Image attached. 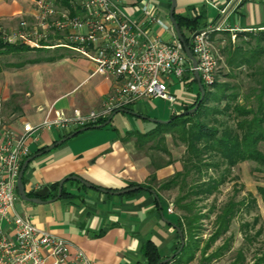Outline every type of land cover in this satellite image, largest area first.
Instances as JSON below:
<instances>
[{
    "label": "crops",
    "instance_id": "1",
    "mask_svg": "<svg viewBox=\"0 0 264 264\" xmlns=\"http://www.w3.org/2000/svg\"><path fill=\"white\" fill-rule=\"evenodd\" d=\"M36 1L0 0V29L12 31L20 21L31 20ZM55 3L61 10L69 9L66 0ZM116 3L131 22L142 23V9L147 8L170 24L171 0ZM174 15L196 22L198 31L212 30L210 41L214 48L226 32H264V0H176ZM146 29L151 37L164 42L177 39L173 27L165 30L147 25ZM185 34L190 36V31ZM64 50H60L63 56L53 62L0 72V118L10 129L20 131L23 123L37 124L50 109L66 115L74 111L86 115L101 109L111 95L116 87L114 78L93 75L90 61ZM190 81L170 86L176 103L171 106L167 102L166 110H158L153 100L140 99L122 110L129 114L115 112L106 127L80 133L35 158L26 168L22 183L26 196L41 203L22 200L16 190L15 213L28 218L38 229L66 240L72 249L82 250L93 264H149L143 253L148 243L156 248L161 261L174 255L180 241L176 231L178 213L170 197L178 194V189L160 190V186L182 172L185 147L176 145L170 134L164 135L163 143L168 154L155 142L138 147L135 138H124L131 132L145 134L155 129L156 124L147 119L167 121L192 105L196 89L188 85ZM116 118L124 120V128L112 124ZM77 130L43 131L30 142L31 155ZM68 177H78L92 188L71 180L62 187L66 195L62 196L61 191L58 196V189L53 187ZM152 177L155 181L150 190L116 194L132 187L141 188ZM44 188L49 190L46 197L35 196ZM5 230L9 232V227L5 226Z\"/></svg>",
    "mask_w": 264,
    "mask_h": 264
},
{
    "label": "built area",
    "instance_id": "2",
    "mask_svg": "<svg viewBox=\"0 0 264 264\" xmlns=\"http://www.w3.org/2000/svg\"><path fill=\"white\" fill-rule=\"evenodd\" d=\"M66 1L68 10H61L55 0L36 1L32 19L20 21L11 34L2 35L0 31V37L12 45L20 41L66 49L90 61L93 75L114 78L116 87L101 109L86 115L79 111L66 115L50 109L41 122L23 123L20 131L10 129L0 118V264H93L82 250L72 249L66 240L38 229L28 218L15 213L18 175L31 155L29 144L38 134L96 126L140 99L165 100L174 106L176 99L170 94V86L182 82L188 71L194 72L177 39L164 42L150 36L147 25L165 30H172V26L149 9L143 8L145 20L135 23L124 17L116 0ZM211 32L206 29L194 33L189 46L201 83L207 87L215 82L219 69Z\"/></svg>",
    "mask_w": 264,
    "mask_h": 264
},
{
    "label": "trees",
    "instance_id": "3",
    "mask_svg": "<svg viewBox=\"0 0 264 264\" xmlns=\"http://www.w3.org/2000/svg\"><path fill=\"white\" fill-rule=\"evenodd\" d=\"M174 18L186 45L190 46L192 35L198 32L196 22H190L175 15ZM185 31H190V36H187ZM241 35L254 37V46L249 47L247 44L246 47H243L232 44L226 49L218 48V51L220 56L225 59L224 65L226 67H246L248 70L247 76L255 84L254 88L249 89L248 94L240 99L236 87L220 85L217 83L216 78L215 82L209 87L203 85L205 94L194 114L183 117L172 115L169 124H156L155 129L148 133L131 132L124 138L125 140L135 138L138 147L149 142H155L156 147L162 146L160 148L162 152L168 154L163 143L165 141L164 135L170 134L176 145L181 144L185 147V154L182 158V172L175 174L172 179L160 186V190L178 189L173 205L178 213L177 228L183 233L185 245L171 263L189 264L194 261L196 254L200 252L197 244L199 241L197 234L200 229L199 224L202 220L210 218V215L214 214L213 233L203 249V255L206 254L219 238L226 236L237 212L240 210V206L245 204L244 202L235 203L230 200L219 209H214L209 214L202 215L199 212L196 213V203L217 193L220 186L224 184L226 176L238 164L251 161L264 168V153L260 149V145L264 144V45L262 46L264 44V32H259L256 35L243 32ZM24 51L30 50L5 43L0 37V56L19 54ZM45 51V49L37 50L38 53H45ZM59 51L53 56L38 55L33 60L7 65V67L14 68L41 62H53L63 56ZM2 70L3 67L0 65V72ZM231 78L235 77L232 75ZM184 80H191L188 85L194 86L196 89L194 103L183 110V112H187L197 105L200 93L191 72L188 71ZM213 91L217 93H213ZM210 102L218 106L223 104V107H208ZM224 115L228 116V121H232L233 125H230L228 121H219V117ZM202 118H205V120H202ZM108 119L100 121L96 125H102ZM40 152L42 151L36 153ZM222 167L225 169L224 174L219 178L210 177V171L215 172ZM190 177H192V185L188 183ZM154 181V177L150 178L140 189H152L151 183ZM58 187L59 184L53 188L58 189ZM258 192L264 201V188H259ZM65 195L62 191V196ZM158 204L160 205L159 202ZM228 249L229 242L226 240L203 261L209 263L218 259ZM143 253L149 264L161 262L153 245L146 244ZM236 260L237 263L242 262L243 256L241 253H238ZM263 262L264 258H261L256 264Z\"/></svg>",
    "mask_w": 264,
    "mask_h": 264
},
{
    "label": "rangeland",
    "instance_id": "4",
    "mask_svg": "<svg viewBox=\"0 0 264 264\" xmlns=\"http://www.w3.org/2000/svg\"><path fill=\"white\" fill-rule=\"evenodd\" d=\"M17 29L18 25L16 28L14 27L12 31L4 29H0V31L2 35H8L15 32ZM249 33L256 35L259 32ZM241 34L242 33L229 32L226 35L224 34L221 39L219 38L217 47L226 49L232 44L243 47H246L247 44L249 47L254 46V37L243 36ZM16 45L28 48L30 51L0 56V65H2L3 70L12 72L14 69L7 67V65L24 63L28 60L37 58L38 55L53 56L58 50L65 51L64 49L56 50L37 47L20 41H18ZM263 45L264 44H262V46ZM217 47H213L214 53L219 59L217 83L220 85H228L229 87H236L240 99H242L248 94L250 88L255 87V84L247 76L248 70L245 66L239 68H235V66L234 68L226 67L224 65L225 59L220 56ZM40 49H45V53H38L37 50ZM232 75L235 78H231ZM176 83L177 81L175 85ZM213 93L217 92L213 91ZM152 104H154L158 110H166L169 107L165 100H153ZM214 106L218 105L213 102L208 104V107ZM218 107L222 108L223 104ZM202 120H205V118H202ZM219 121L227 122L228 116L224 115L219 117ZM131 122H133V120H131ZM228 123L233 125L232 121H228ZM112 124L120 128H124L126 125L124 120H118V118L114 119ZM260 149L264 153V144L260 145ZM224 171L225 169L222 167L215 172L210 171L209 175L213 178H219L224 174ZM191 178L192 177L188 179L190 185H192ZM225 179L224 184L220 186L217 193L208 199L196 203V213L199 212L202 215H207L210 211L219 209L230 200L235 203L244 202L245 204L240 206V210L237 212L226 236L219 238L204 255L203 249L213 233L212 223L214 221V214L210 215V218H206L200 222V229L197 233L199 237L197 244L199 245L200 252L196 254L193 264H234L237 263L236 258L238 253L242 254L243 260L237 264H256L259 259L264 258V201L258 192L259 188H264V168L254 162L246 161L234 167ZM176 196L177 192L173 193L170 197L171 200L173 201ZM226 240L229 242V249L224 255L209 263H205L203 259L216 251ZM261 264H264V262Z\"/></svg>",
    "mask_w": 264,
    "mask_h": 264
},
{
    "label": "water",
    "instance_id": "5",
    "mask_svg": "<svg viewBox=\"0 0 264 264\" xmlns=\"http://www.w3.org/2000/svg\"><path fill=\"white\" fill-rule=\"evenodd\" d=\"M175 8H176V0H171V7H170V11H169V21H170V24L172 25L173 30H174V32L176 34L178 42L183 47V51H184V54H185L186 58L190 61L191 65H192V68L194 70V72H193L194 80L196 82L197 88H198L199 93H200V99H199L197 105L194 108H192L191 110H189L187 112H182V113L177 114L178 117H183V116L192 115L198 110V107H199V105H200V103H201V101H202V99L204 97L205 92H204V87H203V85L201 83L199 74L197 72V61H196L195 57L192 55L190 47L188 45H186L184 37L182 36L181 31L179 29V26H178V24H177V22H176V20L174 18ZM120 113L129 114V112H127V111H121ZM115 114L111 115L110 118L106 121V123H104L102 125H96V126H92V127H85V128L79 129V130L73 132L72 134H70L68 137H66V138L56 142L52 146L48 147L44 151L27 158L22 164V167L20 169V172H19V175H18V179H17L16 188H17V193H18L19 197L22 200H24V201H29V202L37 203V204L41 203V201L38 200V199H30V198H28L26 196L24 185L22 183V177H23L24 172H25V170L28 167L30 162H32L35 158L39 157L41 154L51 151L55 147L61 145L62 143H64L67 140L72 139L73 137L77 136L80 133H83V132H86V131H89V130H98V129H102V128L106 127L107 125L110 124V122H111L112 118L115 116ZM130 114H132V113H130ZM147 120L152 122V123H155V124H164V125L169 124L171 122V120H167V121H159V120H154V119H147ZM71 180L78 181V182H80L82 185H84L87 188H92L91 185H89L88 183L84 182L82 179H80L78 177H68V178L62 180L59 183L58 196H60V194H61L62 187H63L64 183L68 182V181H71ZM139 189H140L139 187H132V188L125 189L123 191H119L116 194L117 195H125L127 193L136 192ZM48 191H49L48 188L41 189V190H39V191H37L35 193V196H37V197H46L48 195ZM150 192L152 194H154V191H150ZM160 210H161V207H160ZM176 231L178 233L179 241H180V247H179L178 251L174 255H172L170 258H167V259L159 262L158 264H169V263H171L172 260L184 248L185 241H184L183 233L181 232V230L179 228H176Z\"/></svg>",
    "mask_w": 264,
    "mask_h": 264
}]
</instances>
